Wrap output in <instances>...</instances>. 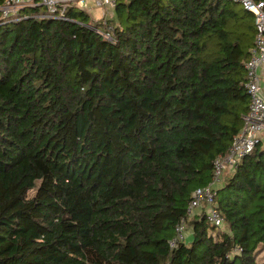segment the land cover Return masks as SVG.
<instances>
[{
  "label": "trees",
  "instance_id": "trees-1",
  "mask_svg": "<svg viewBox=\"0 0 264 264\" xmlns=\"http://www.w3.org/2000/svg\"><path fill=\"white\" fill-rule=\"evenodd\" d=\"M43 11L0 20V264H264V145L214 190L222 227L187 214L248 112L254 15L117 0L110 43Z\"/></svg>",
  "mask_w": 264,
  "mask_h": 264
},
{
  "label": "built area",
  "instance_id": "built-area-1",
  "mask_svg": "<svg viewBox=\"0 0 264 264\" xmlns=\"http://www.w3.org/2000/svg\"><path fill=\"white\" fill-rule=\"evenodd\" d=\"M101 10L97 20L90 16L92 6ZM238 3L254 15L255 36L254 45L250 49L248 59L244 62L246 79L244 87L249 98V109L243 117V124L234 136L227 152L218 154L213 161V175L210 183L193 191L187 206V214L197 209H204L205 215L213 225L222 227L224 219L220 215L214 200V190L222 183L224 177L237 168L240 161L253 152L258 144L264 145V92L261 84V68L264 66V1L263 0H229ZM117 0H4L0 4V20L4 23L15 22L25 17L24 10L43 6L44 11L36 17L67 19L65 13L69 7L85 11L91 22L80 23L100 35L104 40L115 43L116 25L110 22L108 9L115 7ZM176 238H185L184 221L177 227ZM170 242L174 246L176 240Z\"/></svg>",
  "mask_w": 264,
  "mask_h": 264
},
{
  "label": "rangeland",
  "instance_id": "rangeland-1",
  "mask_svg": "<svg viewBox=\"0 0 264 264\" xmlns=\"http://www.w3.org/2000/svg\"><path fill=\"white\" fill-rule=\"evenodd\" d=\"M92 4H93V2H92V1H89V5L92 6V9H91V12H90V16H91L93 19L97 20L98 18H100L101 10L98 9V8H96V7H94ZM107 11H108V16H109L110 14H112V17L115 16V11H114L113 8H110V9H108ZM109 17H110V16H109ZM31 193H33V192H31ZM187 231H188V230H187Z\"/></svg>",
  "mask_w": 264,
  "mask_h": 264
},
{
  "label": "crops",
  "instance_id": "crops-1",
  "mask_svg": "<svg viewBox=\"0 0 264 264\" xmlns=\"http://www.w3.org/2000/svg\"><path fill=\"white\" fill-rule=\"evenodd\" d=\"M260 71H261V84H262V88H263V92H264V66L261 68Z\"/></svg>",
  "mask_w": 264,
  "mask_h": 264
},
{
  "label": "water",
  "instance_id": "water-1",
  "mask_svg": "<svg viewBox=\"0 0 264 264\" xmlns=\"http://www.w3.org/2000/svg\"><path fill=\"white\" fill-rule=\"evenodd\" d=\"M264 1V0H263Z\"/></svg>",
  "mask_w": 264,
  "mask_h": 264
}]
</instances>
